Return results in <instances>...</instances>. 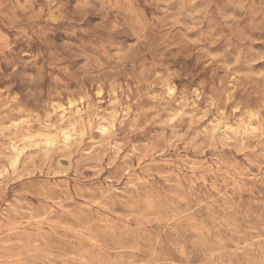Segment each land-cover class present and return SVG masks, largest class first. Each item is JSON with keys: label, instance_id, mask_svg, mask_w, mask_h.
I'll return each instance as SVG.
<instances>
[{"label": "rangeland", "instance_id": "1", "mask_svg": "<svg viewBox=\"0 0 264 264\" xmlns=\"http://www.w3.org/2000/svg\"><path fill=\"white\" fill-rule=\"evenodd\" d=\"M0 264H264V0H0Z\"/></svg>", "mask_w": 264, "mask_h": 264}, {"label": "bare ground", "instance_id": "2", "mask_svg": "<svg viewBox=\"0 0 264 264\" xmlns=\"http://www.w3.org/2000/svg\"><path fill=\"white\" fill-rule=\"evenodd\" d=\"M70 124H73V123H70ZM106 125H101V129H102V131H104L106 128ZM62 132V136H63V140H64V142L65 143H68L69 142V140H70V138H71V134H70V132L68 131V130H62L61 131ZM48 134V133H47ZM51 135V134H50ZM46 146H47V144H50L52 141V138L51 137H49V136H47L46 137ZM54 141V140H53ZM11 152H12V158H13V163H15L18 159H19V156H20V154H21V149L19 148V146L18 145H16V144H12V146H11ZM12 163V164H13ZM8 172V171H7Z\"/></svg>", "mask_w": 264, "mask_h": 264}]
</instances>
